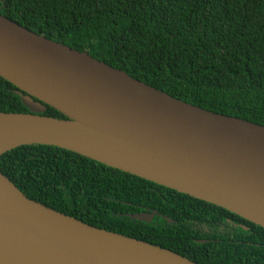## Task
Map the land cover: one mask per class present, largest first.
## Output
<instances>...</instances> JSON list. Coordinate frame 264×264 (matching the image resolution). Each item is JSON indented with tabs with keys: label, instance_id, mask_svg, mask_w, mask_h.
I'll list each match as a JSON object with an SVG mask.
<instances>
[{
	"label": "water",
	"instance_id": "1",
	"mask_svg": "<svg viewBox=\"0 0 264 264\" xmlns=\"http://www.w3.org/2000/svg\"><path fill=\"white\" fill-rule=\"evenodd\" d=\"M0 76L28 109L0 111V154L57 146L264 228V125L173 97L1 14ZM46 105L64 117L41 114ZM0 264L199 263L30 199L0 171Z\"/></svg>",
	"mask_w": 264,
	"mask_h": 264
},
{
	"label": "trees",
	"instance_id": "2",
	"mask_svg": "<svg viewBox=\"0 0 264 264\" xmlns=\"http://www.w3.org/2000/svg\"><path fill=\"white\" fill-rule=\"evenodd\" d=\"M0 14L173 97L264 125V0H0ZM14 90L0 76V111L27 112ZM41 114L64 117L48 105ZM0 171L30 199L199 264H264V228L208 239L189 206L227 210L70 150L20 145L0 154ZM145 207L150 221L127 215Z\"/></svg>",
	"mask_w": 264,
	"mask_h": 264
},
{
	"label": "flooded vegetation",
	"instance_id": "3",
	"mask_svg": "<svg viewBox=\"0 0 264 264\" xmlns=\"http://www.w3.org/2000/svg\"><path fill=\"white\" fill-rule=\"evenodd\" d=\"M141 209L142 210H140V212H143L146 211L147 208L145 207ZM148 212H156V211L152 209L151 211ZM187 213L188 215L200 217V219L201 218L207 219V223H204V221L201 222V220L200 221L194 220L192 227L194 229L200 230V233L208 237V239H213V240L218 239L216 237H212V238L210 237L213 235L215 236V230L221 231L227 236H231L233 234H236V231L238 230L239 227L248 230L250 227H252V225H256L232 212L227 211V213H225L210 207H204V208L199 207L196 209V206H193L191 204L189 206ZM218 217L223 219L217 220ZM215 224L218 225L217 229L214 227Z\"/></svg>",
	"mask_w": 264,
	"mask_h": 264
}]
</instances>
